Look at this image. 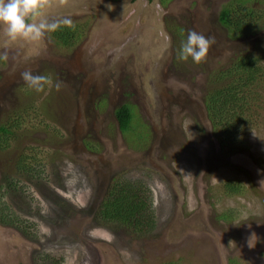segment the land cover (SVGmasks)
<instances>
[{"label": "rangeland", "instance_id": "374dc122", "mask_svg": "<svg viewBox=\"0 0 264 264\" xmlns=\"http://www.w3.org/2000/svg\"><path fill=\"white\" fill-rule=\"evenodd\" d=\"M244 7L261 17L231 37L218 15ZM263 15L264 0H52L44 16L74 28L37 41L0 32V214L13 220L0 223V264H264ZM189 30L215 40L200 64L177 59ZM247 58L253 113L232 132L214 127L203 98L248 91L237 69ZM25 71L52 83L37 92ZM116 175L147 189L148 232L94 217Z\"/></svg>", "mask_w": 264, "mask_h": 264}, {"label": "trees", "instance_id": "16d2710c", "mask_svg": "<svg viewBox=\"0 0 264 264\" xmlns=\"http://www.w3.org/2000/svg\"><path fill=\"white\" fill-rule=\"evenodd\" d=\"M244 8L239 13H237L238 10L235 11L232 8H225L220 11L222 22L230 27L231 32H236V35H241L244 32L242 28L247 29L251 27L253 29L254 22L257 23L261 17L257 12L252 15V10L245 12L247 7ZM63 34L68 33L63 32L57 38L61 41L62 45H65L68 38ZM244 61V63H237V69L240 78L244 77V80L248 81L249 84L255 79L253 75L256 69L253 68V62L248 58ZM252 85L254 84L248 85V91L245 89L247 88L245 87V82H242L238 86H225L207 90L203 98V104L210 124L214 127L220 126L228 132H232L235 123L248 122L249 115L253 113L251 109L252 104L250 105L249 103H253L257 95L256 92V95L250 92V86ZM115 113L120 122V131L125 132L126 130H130L132 128L130 126L132 116L130 105L126 103L121 104L116 108ZM12 126L10 125V127ZM14 126L18 128L19 124L15 122ZM1 130L3 129L1 128ZM8 132L10 131L5 128L4 134L6 136L2 140L6 141L9 138L11 133ZM30 164L28 161L20 160L16 163V167L20 172L28 173L30 171ZM225 186L231 192H234L237 188L231 183H226ZM147 193V189L141 184L128 180L121 175H116L110 180L102 200L94 211V217L100 221V224L107 225V223H111L121 226L133 237L144 234L153 226V215L150 207L151 200ZM5 217V215L0 214V223L13 222L12 219H6Z\"/></svg>", "mask_w": 264, "mask_h": 264}, {"label": "clouds", "instance_id": "9594fccd", "mask_svg": "<svg viewBox=\"0 0 264 264\" xmlns=\"http://www.w3.org/2000/svg\"><path fill=\"white\" fill-rule=\"evenodd\" d=\"M61 5L66 0H59ZM52 6V0H0V32L10 41L18 39L37 41L45 37L46 33H53L62 26L74 28L70 18L49 20L44 16V10ZM215 42L211 36H205L195 30H189L182 41L177 59L187 61L189 58L195 63H202ZM0 59H7L6 54ZM22 79L29 88L37 92L44 90L45 85L51 84V78L46 75H33L30 71L21 73ZM59 90L60 84L56 85Z\"/></svg>", "mask_w": 264, "mask_h": 264}, {"label": "flooded vegetation", "instance_id": "af4514ba", "mask_svg": "<svg viewBox=\"0 0 264 264\" xmlns=\"http://www.w3.org/2000/svg\"><path fill=\"white\" fill-rule=\"evenodd\" d=\"M218 22H219V24H220V26H222L224 29H226L228 32H230L231 33V37H235V38H243V37H247V36H250L251 35V31H254L253 29H251V27H250V29L247 31V29H245V28H242V29H244V32L241 34V35H236V32H234V31H230V28L228 27V25H225L223 22H222V20H221V18H220V13H219V15H218ZM235 34H234V33ZM228 264H236V263H234V261H232V260H230L229 261V263Z\"/></svg>", "mask_w": 264, "mask_h": 264}]
</instances>
